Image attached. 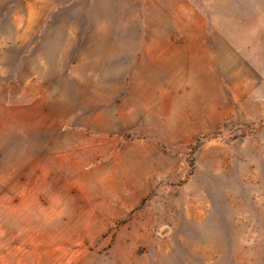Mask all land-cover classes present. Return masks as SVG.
I'll list each match as a JSON object with an SVG mask.
<instances>
[{
	"label": "rangeland",
	"instance_id": "obj_1",
	"mask_svg": "<svg viewBox=\"0 0 264 264\" xmlns=\"http://www.w3.org/2000/svg\"><path fill=\"white\" fill-rule=\"evenodd\" d=\"M0 264H264V0H0Z\"/></svg>",
	"mask_w": 264,
	"mask_h": 264
}]
</instances>
